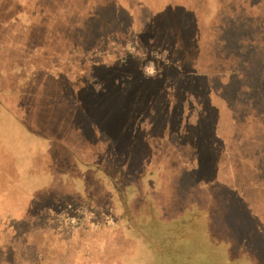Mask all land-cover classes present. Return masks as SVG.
<instances>
[{"label": "crops", "instance_id": "0c3cea01", "mask_svg": "<svg viewBox=\"0 0 264 264\" xmlns=\"http://www.w3.org/2000/svg\"><path fill=\"white\" fill-rule=\"evenodd\" d=\"M40 1L45 7L82 10L71 17L73 36L66 29L59 35H45L42 50L29 55L24 71L6 70L0 60V113L6 115L0 120V254L22 250L24 264H99L91 241L96 236L105 240L102 233L110 232L113 245L119 246L116 240L122 238L124 256L136 264L169 263L161 256L171 258L170 251L176 264H190L193 255L186 242L199 231V264L220 259L239 264L243 261L240 254L246 264H264V246H260L264 242V176L259 159L247 150L264 149V110L259 109L260 104L264 107V0H72L65 5L61 4L64 0ZM20 3L0 0V57L7 56L3 48L8 43L7 30L21 28L22 32L29 26L31 33V20H36L28 10L34 3ZM97 9L101 10L96 16L89 15ZM96 19L106 26L103 39H97L94 32L86 35L89 39L76 37L77 31L82 35L83 23ZM13 34L10 38L16 40ZM16 35L23 40L21 34ZM88 40L92 41L89 47L80 44ZM188 58L193 65L184 71ZM21 72L30 73L24 92L33 84L31 75L41 82L24 98L26 81ZM5 73L8 77L3 78ZM168 75V82H161ZM185 75L199 80L187 81ZM63 80L81 101L74 110L63 96L58 97ZM149 90L160 94V117L167 124L163 133H153L152 128L145 137L147 146L152 156L158 153L155 148L169 149V163L162 168L175 169L177 176L187 174L191 179L184 199L173 197L174 205L186 201L189 206L165 219L154 198L132 205V194L140 185L122 182L119 173L107 171L106 176L107 166L97 156L104 149L115 153L112 142L126 141L120 118L124 110L118 111L119 118L108 120L113 130L108 137H101L100 118L92 117L96 109L106 119V111L116 106L113 103L119 105L118 97L128 91L136 95L143 91L144 101ZM151 101L150 105L157 103L154 98ZM59 105L60 113L55 107ZM176 123L181 131L178 140L171 134ZM206 123L213 125L208 142L220 143V151L212 166L214 176L200 178L199 173L207 169L201 161L207 164V160L192 150L197 148L191 139L200 137L194 130L198 125L206 128ZM244 135L255 142L245 140ZM189 154L191 158L186 157ZM158 166L151 167V172H159ZM99 196L110 199L114 213L110 223L84 226L72 224V218H54L74 197ZM138 210L143 216L137 215ZM214 214L228 226L227 235L216 234L207 222ZM21 221L22 229L17 230ZM238 223L243 231L236 228ZM131 224L135 229H129ZM14 229L15 248L3 237ZM129 230H133L130 239ZM252 238H258V247ZM222 250L228 251V257Z\"/></svg>", "mask_w": 264, "mask_h": 264}, {"label": "rangeland", "instance_id": "374dc122", "mask_svg": "<svg viewBox=\"0 0 264 264\" xmlns=\"http://www.w3.org/2000/svg\"><path fill=\"white\" fill-rule=\"evenodd\" d=\"M25 1L26 3H28L29 1L34 3L32 7L30 6L28 8V10H29L30 15H32L33 13L36 20L35 22L31 20L32 22L31 33L32 34L29 32V26H27V29H22V32H21V28H15V29L13 28L12 30L11 29L7 30L6 33L8 35V40H7L8 43L3 46V48H5V50L7 51V56L0 57L1 65H3L4 68H6V70L7 69L16 70L15 67H18L20 70L22 69L21 71H24V63L25 62L28 63L29 55L37 54L39 53L40 50H42L41 46L44 45L43 40L45 38V35L47 34L55 35L56 32H58V34L56 35H59L63 32L60 30L66 29L69 35L73 36V33L76 31H75V28H73L74 24L70 23L72 21L71 17H74L75 13L81 12L80 10H82V8H79L76 6H72L70 9L68 8L58 9L59 7L55 8V7H49V6L48 8V7H45L42 1L40 0H15L14 5H22L20 2H25ZM79 2H85V0H80ZM66 3L71 4L73 3V1L64 0L61 4L65 5ZM31 10H34V11L32 12ZM99 10L101 9H97L96 11H94L93 13H90L89 15L96 16ZM59 19L62 20L63 23L66 22L64 26L60 22ZM55 20H57V22H55ZM105 27L106 26L104 24L98 23L97 19L95 20V23L93 22L83 23L80 26L82 35L79 34V31H77L78 34L76 37L78 38L86 37V39H89V36L92 35L94 32L95 35L98 36L97 39H101L106 32ZM10 32L14 33L13 35L16 37V40H12L10 38V34H11ZM16 33L21 34V37L23 38V40H19L17 38L18 36L16 35ZM87 34H90V35L86 36ZM157 34H161V32ZM155 36L157 37L156 34ZM33 40H35L37 43ZM91 42L92 41L88 40L80 44L89 47V44ZM38 45H40V48ZM15 56H20L21 59L19 61H14ZM88 57L91 58L90 60L92 63H96L92 55H89ZM184 64L185 65L183 67V70L189 71L191 69V65H193V59L188 58L187 60L184 61ZM130 72H132L134 76L135 71L131 69ZM6 74L7 73L2 75L3 78H5V76L8 77V75ZM21 76L25 80V77L27 76L29 77L30 73L29 75L28 74L25 75V73L21 72ZM169 76L171 75L165 76L166 78L162 80L161 82H165L166 80L168 82ZM185 77L187 81L199 80V78L196 76H194L195 78L193 79L188 77L187 75H185ZM15 78L17 81L21 83L20 76H16ZM36 79L37 78H33L31 75V82L33 84L28 89L29 91L26 90V92H24V90L30 79H28L27 81L25 80L26 82L24 83L25 86H23V92H22L21 98L22 97L24 98V95L25 96L29 95L32 88L38 87V84H41V82ZM41 80L43 81V79ZM61 84L62 86H64L61 90V94L58 96V93H56L55 96H58V97L63 96L64 97L63 99L64 100L66 99L68 101L67 103L68 107L71 110L76 109L75 107L77 106V102L78 103L81 102L77 97V94H78L77 91H75L66 80H63ZM132 92L134 91H128L125 97H121V96L118 97L121 103L119 105L118 103H113V105H116V106H111L110 107L111 111L109 110L106 111V117H107L106 119H105V116H103L100 111L95 109V114L92 117H94V119H96V117L100 118V121L98 123V128L100 130L101 137L102 136L108 137L109 135H112L113 130L111 128V125H108L107 122L108 120L110 121L112 118H114V116H117L119 118L120 116L118 115V111L120 109L124 110V112L121 114L122 117L120 118L125 126L124 132H126L127 134L126 141H125L126 143L125 142L122 144L119 143V145L114 143L113 145V142H112L111 149H113V146H115L114 147L116 151L115 153L113 151L109 152V149H104V151H100V153H97V156L100 157V160L102 162L104 161L105 166H107V167L104 166L105 167L104 173L106 176L108 174L107 171L108 172L111 171V173H116V174L119 173L122 175V179H123L122 182L131 183V184L134 183L136 184V186H138V184L140 185V187L136 189L137 192L135 194L134 193L132 194V197H131L132 198L131 202H133L132 205H135V203L140 201L142 198H147L148 201H150L149 198H154L156 200V205L158 209L160 208L159 210H161V213H160L161 217L163 219L170 217V216L173 217V214L175 212H177L178 210L180 211L181 209L186 210V207L189 206V204L186 201L184 204L180 203L178 206H176L177 204L174 205L173 197L178 195V198L180 197L184 199V196L186 195V186L187 184L191 183V179L188 178L187 174H184V175L180 174L181 176L180 175L177 176V171L175 169L167 170V169L162 168L161 165L163 163L165 164L169 163L168 162V158L170 157L169 149L155 148L154 151L158 153H156L155 155L153 154L152 156L150 144H148L147 146L145 137L150 136L152 132L151 131L152 128L154 130L153 133L165 132L164 128L167 123L162 121L161 120L162 118L160 117V113L162 110V106L159 105V99H161L160 94L157 93V91L149 90L143 101L141 97L143 91H140L141 94L139 95H136L135 92L134 94H132ZM151 94H153V97H151ZM55 96L53 95V98H55ZM152 98L156 99L157 103L155 102L150 105V103L152 102L151 101ZM55 107L58 109L60 113L59 109L62 108L61 105H59V107L58 106H55ZM31 108H33V106ZM151 114H153V118L150 117ZM213 115H214L213 113L210 114L209 116L210 119L215 118V116ZM5 117L6 115L4 116L3 113H0V120H2ZM199 119H201V117H199ZM178 125L179 123H176L175 126H173V130L171 129V134L174 137H176L177 140L180 139V137L178 136V133L181 132L177 127ZM206 126H207L206 128L205 127L200 128V125H198V128L194 131H197L196 133L200 134V137H197L199 139L197 138L191 139V142L197 148V149H192V150L196 151L197 153L198 151H201V154H200L201 159H204L205 158L204 156H206V160H207V164H206V161H201V165L202 166L206 165L207 169H204L199 173V176H201L200 178L214 176L215 173H213L214 170L212 169V166H213V162L215 161V156H216L217 151L218 150L220 151V149H218L220 146V143L213 146L212 144L208 142L210 139V134H211L210 130L211 128H213V125H211V123H206ZM204 131L205 133L202 135ZM244 138L245 140L255 142L251 139L249 135H244ZM205 139L207 141L206 146H205ZM188 141H190V139ZM250 146H253V144H251ZM205 147L206 149H203ZM247 150L253 152L252 156L255 159H259L258 164L260 168V173H262V175L264 176V158L262 160V156H264V149H247ZM188 156H190L191 158V154L186 155L187 158ZM63 163L66 164L65 161H63ZM157 164H159L158 167L161 168L159 172H156V171L151 172V167L156 166ZM110 167H113V168H110ZM118 168H121V169H118ZM137 181H140V182H137ZM178 189H180L181 191H179ZM156 194L159 197L156 196ZM187 197L188 195L186 196V198ZM97 198L84 200V199H81L80 197H74L73 199H70L68 201V203L71 204L70 205L71 208H68L69 205H67L66 206L67 208L61 209L62 211H60L57 216L56 214H54V218L56 216L58 217L56 219H60L62 221L67 218H72L71 219L72 224H78V225L83 224L84 226L102 225V224H106V222H109V221L111 222L112 220L111 216L114 213L111 212L112 206L110 205L111 204L110 199L103 200L105 199V197H102V196H99ZM89 200H101V201H97L93 203V201H89ZM160 201L162 202V204ZM86 202H91V204L86 203ZM174 208L176 210H174ZM69 209L70 211L71 210L72 211L70 212ZM232 210L233 211L237 210L236 203H234V207ZM218 211L222 212L221 209ZM142 213L143 212L142 211L140 212V210L137 211V215L140 217L143 216ZM61 214H62V217H65V219L59 218V215ZM75 215L77 216V218L75 217ZM88 217H92L93 220L87 222L86 219ZM171 219H167V220H171ZM207 220L209 224L210 223L213 224L212 228L216 229L217 231L216 234H221V236H223L222 233L226 235L228 234L227 233L228 226L226 224H223L222 218L219 215L217 216L216 214H214L213 218L207 217ZM22 222L23 221L19 222V227L17 228V230L22 229V226H23ZM237 226L238 227L235 226L237 229L239 228L241 231H243L240 223H238ZM243 226H246V224L243 223ZM129 229H135V226L132 225L130 226ZM207 232L208 231L204 232V234L206 235ZM132 233H133V230L128 231V234H127L128 239H130L131 236H133ZM198 233L199 231L197 232V234L195 232L196 235L195 234L194 235L196 237L193 239L188 238L187 239L188 241L186 242L188 243V247H187L188 251L189 252L191 251L190 253H192L193 255L191 257L190 264H199L200 260H202L201 255H199L198 257V254L201 253L202 251V248H201L202 243H201L200 236ZM15 234H16L15 229L12 230L8 234H5V233L3 234L4 240L9 242V244L14 248H15V241H16V239H14ZM110 234H111L110 232L102 233V235L104 237H107L108 240H106L107 238H105V240H102L100 236H96L95 240L91 241V246H93L92 249L95 250L98 255V258L96 259L95 262L99 264H136L133 259L130 260L129 258L124 256V252L122 250L125 249V247L121 246L124 243V240L122 238L120 239L118 238L116 240V243L119 246L113 245ZM60 235L62 234L60 233ZM243 236L244 235L238 234L239 238H243ZM252 243H253V246L258 247L259 245L258 238H252ZM260 246H264V242H261ZM259 250L261 251V249ZM170 252H171V258H168L162 254L161 256L162 258H166L169 260V263L165 261L164 264H176V262L172 259V256L174 255V251H170ZM222 252L224 253V257L225 256L228 257L227 250H222ZM22 253H23L22 250L20 251L17 250V252L14 250H9V251L7 250V252H2L0 254V263L1 264H24L25 260H23L22 258ZM194 255H196V257ZM230 258H232V256ZM238 258L239 260H243V261H240L239 264H246V261L244 260L245 258L243 257L242 254L238 255ZM258 260H260L259 257H258ZM171 261L174 263H170ZM232 263H237V262H232ZM181 264H184V263H181ZM212 264H226V261L223 263L222 260L220 259V260H217V262H213Z\"/></svg>", "mask_w": 264, "mask_h": 264}, {"label": "trees", "instance_id": "16d2710c", "mask_svg": "<svg viewBox=\"0 0 264 264\" xmlns=\"http://www.w3.org/2000/svg\"><path fill=\"white\" fill-rule=\"evenodd\" d=\"M259 109H261V110H264V107L260 104L259 105ZM201 152V151H200ZM71 205V204H70ZM69 205V207L68 208H71V206ZM68 210V209H67ZM69 211H70V209H69ZM72 211V210H71ZM70 211V212H71ZM63 214V213H62ZM62 214L61 215H59V218H61V219H65V217H62ZM57 216V215H56ZM55 218H58V217H55Z\"/></svg>", "mask_w": 264, "mask_h": 264}]
</instances>
